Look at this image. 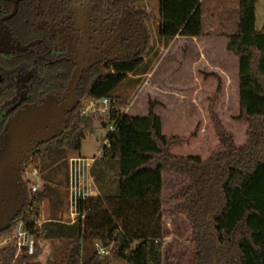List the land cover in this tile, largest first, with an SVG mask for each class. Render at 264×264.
<instances>
[{"label":"trees","instance_id":"1","mask_svg":"<svg viewBox=\"0 0 264 264\" xmlns=\"http://www.w3.org/2000/svg\"><path fill=\"white\" fill-rule=\"evenodd\" d=\"M123 1L131 4L132 0ZM201 4L202 0H160L158 35L167 46L178 36L204 35ZM256 4L257 0H239L238 29L228 43V50L239 58L237 121L248 124L247 143L238 148L217 122L222 147L210 159L176 156L171 151L175 139L163 134L160 116L153 109L148 116L126 114L121 108L123 98L115 94L130 74L143 81L147 72L140 68L145 59L94 69L80 84L79 97L82 102L108 98L111 118L117 121L91 170L99 195L83 201L84 219L75 223L58 219L68 199L62 188L69 184V157L80 151L85 135L95 129L96 116H83L79 104L68 115L67 131L40 145L29 158L43 179L42 188L12 227L0 233V243L13 235L17 223L33 229L46 200L53 207L52 218L34 232L33 254L17 255L12 239L0 246V264H33L42 253V239L61 244L59 260L46 264H111L118 260L174 264L163 251L167 237L163 222L165 171L189 178L177 194L186 200L176 210L186 211L194 225L193 264H264V33L256 28ZM2 5L0 0V8ZM37 54H43L45 60L40 61ZM50 60L42 46L8 59L0 55V114H12L26 103H39L45 95L66 86L62 66L50 64ZM24 77L29 82H21ZM61 80L65 82L61 84ZM25 86L32 94L28 101L24 100ZM96 241L109 255L98 253Z\"/></svg>","mask_w":264,"mask_h":264},{"label":"rangeland","instance_id":"2","mask_svg":"<svg viewBox=\"0 0 264 264\" xmlns=\"http://www.w3.org/2000/svg\"><path fill=\"white\" fill-rule=\"evenodd\" d=\"M131 6L135 10L143 11L150 34L151 46L144 55L145 62L140 72L149 73L155 68L154 78L170 81L167 83V88L174 92L176 87H180L175 84L176 80L179 81L178 78L194 83L193 64L199 62L201 55L204 54L224 64L228 69V78L221 80L219 77L211 78L210 75L206 78L204 75L200 76V81L205 88L199 92L197 104L187 99L179 101L174 96L164 99L159 96L158 91L149 94V90L141 89L146 78L138 82L135 74H130L115 91L116 95L123 98L122 111L131 116H148L153 109L155 114L162 117L163 134L170 139H175V145L171 151L176 156H195L203 161L210 159L214 152L222 147L217 135V122L232 136L238 148L243 147L247 143L248 124L237 121L240 114L239 59L236 57L237 60H235L231 52L227 54L222 44L214 49L209 46L203 47V50L194 47L191 54L186 53L183 45L179 44L167 49L165 40L158 35L161 20L160 0H132ZM201 10L204 31L208 32L210 28H217L218 31H224L230 36L236 33L239 23V0H202ZM256 28L264 33V0H257ZM204 67L205 63L201 62L198 66L200 74ZM207 82L209 83L206 85ZM219 87L221 93L217 94ZM110 108L111 106L96 116L94 131L85 135L80 151L71 154L69 159L78 156L96 159L101 156L103 145L111 131L110 126L115 123L111 118ZM184 113H192L194 120H189L191 121L189 123L184 116H181ZM24 167L31 168L33 165L27 161ZM40 178L41 189L43 185L41 175ZM35 181L38 180L35 179ZM188 182L187 176H179L171 171H165L163 174V222L167 236L163 242V251L165 257L174 264H193L194 262L193 222L186 211L176 210V206L186 200L185 196L177 194ZM62 190L68 192V199L63 210L58 213V219L69 223V184ZM52 210L49 200H46L41 206V215L37 221L43 223L52 218ZM210 216L208 214V218ZM40 245L42 253L33 264H46L51 259L59 260L62 252L59 241L42 239Z\"/></svg>","mask_w":264,"mask_h":264},{"label":"flooded vegetation","instance_id":"3","mask_svg":"<svg viewBox=\"0 0 264 264\" xmlns=\"http://www.w3.org/2000/svg\"><path fill=\"white\" fill-rule=\"evenodd\" d=\"M1 1L0 55L8 59L13 54L42 46L51 57L49 63L63 67L61 74H65L66 86L61 91L50 93L59 97L66 92L76 68L89 65L83 72L81 84L86 74L94 69L106 68L118 61L144 58L151 46L143 14L138 13L127 1ZM37 56L40 61L45 60L43 54ZM20 81L26 83L29 79L24 77ZM60 82L63 84L65 81ZM25 89L24 100L28 101L32 94L28 86ZM27 104L35 103L23 104L12 114H0V136L8 118ZM7 239L3 244H6Z\"/></svg>","mask_w":264,"mask_h":264},{"label":"water","instance_id":"4","mask_svg":"<svg viewBox=\"0 0 264 264\" xmlns=\"http://www.w3.org/2000/svg\"><path fill=\"white\" fill-rule=\"evenodd\" d=\"M89 65L75 69L62 97L46 95L39 104H27L9 117L0 136V233L28 207L30 196L21 170L42 144L67 131L68 115L82 103L78 88ZM111 264H130L123 260Z\"/></svg>","mask_w":264,"mask_h":264},{"label":"built area","instance_id":"5","mask_svg":"<svg viewBox=\"0 0 264 264\" xmlns=\"http://www.w3.org/2000/svg\"><path fill=\"white\" fill-rule=\"evenodd\" d=\"M81 104L82 115L88 117L97 116L101 111L111 106L108 98H104L99 102L90 99L83 101ZM114 122V125L110 126V133H113L117 128V121ZM107 143L108 140L105 144ZM94 162L95 158L80 156L69 159V223H75L84 219L85 213L82 208L83 201L99 195V192L97 193L96 190L94 178L91 174ZM21 178L28 188L31 199V197L40 190V173L34 167H24L21 170ZM35 179L38 181H35ZM41 225V221H36L33 229H30L22 222L15 225L13 235L10 239L15 240L18 254H33L36 247V235L34 232L37 231ZM10 239H7L5 243H8ZM95 248L99 254L109 255V250L104 248L99 241L95 242Z\"/></svg>","mask_w":264,"mask_h":264},{"label":"crops","instance_id":"6","mask_svg":"<svg viewBox=\"0 0 264 264\" xmlns=\"http://www.w3.org/2000/svg\"><path fill=\"white\" fill-rule=\"evenodd\" d=\"M229 38L230 35L225 33L224 31H218L217 28L216 29L210 28L208 32L204 31V35L199 38H185L178 36L169 44L167 49H170V47H175L177 44H179V45H183L186 53L190 52L191 54L192 49L194 47L203 50V47L209 46L211 49H214L215 47L222 44L224 45L227 54H230V51L228 50ZM187 44L190 45L187 46ZM236 57L237 56H235V60H237L238 58ZM201 62L205 63V67L202 69L203 71L202 74H200L198 70V66ZM193 67H195V72L193 73L195 79L193 84L189 80H184V78H178L179 81L176 80L175 84H177V86L180 87H176V90H174V92H171L169 91L170 89L167 88L168 85L167 83H169L170 81L162 78H157V79L154 78L155 73L153 74V71L155 68H153L151 72L142 76V78H146V79L142 83L141 89L149 90V94L158 91L159 96L164 97V99H168L174 96V98L179 101H184L185 99H187V100H191L193 103H197L199 102L197 99V97L199 96V92H201L205 88L200 81V76L204 75L206 78L208 75H210L211 78L219 77L221 78V80H226V78H228L227 67L224 64L217 62L213 57H207L204 54L201 55L199 62H194ZM208 83L209 82H207L206 85ZM172 93L173 95H171ZM181 116H184V118H186L189 123H191V121L189 120L193 119L192 113H184V115ZM160 118L162 120L161 116ZM162 125H163V121H162ZM96 190L98 193L97 187Z\"/></svg>","mask_w":264,"mask_h":264}]
</instances>
